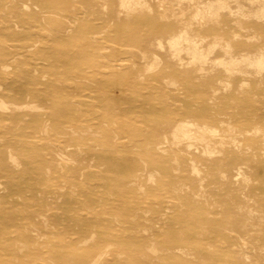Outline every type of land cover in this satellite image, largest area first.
I'll return each mask as SVG.
<instances>
[{
    "label": "rangeland",
    "instance_id": "374dc122",
    "mask_svg": "<svg viewBox=\"0 0 264 264\" xmlns=\"http://www.w3.org/2000/svg\"><path fill=\"white\" fill-rule=\"evenodd\" d=\"M59 1L0 0V264H264V74L218 63L264 50V18L247 0H199L220 10L200 25L188 0ZM189 28L220 43L205 71L165 45ZM187 117L216 150L170 140ZM232 201L263 220L239 226Z\"/></svg>",
    "mask_w": 264,
    "mask_h": 264
},
{
    "label": "bare ground",
    "instance_id": "6f19581e",
    "mask_svg": "<svg viewBox=\"0 0 264 264\" xmlns=\"http://www.w3.org/2000/svg\"><path fill=\"white\" fill-rule=\"evenodd\" d=\"M135 2L136 1V3H134L135 5L136 4H138V5H141V0H121V6H122V8L123 9H125L127 12H129V11H133V10H136V8H138L139 6H137L136 8L135 7H132V5H130L131 4V2ZM189 1V7H191V8H193V9H195V11H194V21H193V23L194 24H196V25H200V24H206L207 22H210V21H213V20H215V18H217L218 16H219V13L218 12H220V10H218V9H221V8H223V7H221V6H218V8L216 9V10H218V11H213V9L210 7V8H208V10L207 11H205L206 10V8H207V6H206V4H205V9L203 8L202 10H200L199 8H200V6L199 7H197V5H198V3H199V0H188ZM246 1V0H245ZM247 1H249L251 4H252V6H254L255 8H254V10H255V12H254V14H253V16L256 18V19H263L264 18V0H247ZM58 2H60L59 0H58ZM215 2H216V0H215ZM217 2H222V1H217ZM164 3H166V8L165 9H173V7L176 5L177 6V8L179 7V8H182V5H181V3H180V0H163L162 1V3H160V7H161V10H162V8H163V5H164ZM225 3V2H224ZM161 4H163V5H161ZM192 4V5H191ZM226 4V3H225ZM224 4V5H225ZM168 5V6H167ZM212 5V4H211ZM218 5H221V4H218ZM22 6V5H21ZM24 6V5H23ZM28 6V5H27ZM25 7V6H24ZM23 8V7H22ZM140 8H142V7H140ZM178 8V9H179ZM199 9V10H198ZM22 10V9H21ZM166 12H167V10H165ZM169 12H171V14L172 15H174V16H176L175 15V13H173V11H170L169 10ZM168 12V13H169ZM181 13L183 14L184 13V10L183 11H181ZM164 14H165V12H164ZM167 14V13H166ZM170 14V13H169ZM120 15V14H119ZM173 16V17H174ZM13 17V16H12ZM119 17V16H118ZM167 16L165 15V17L164 18H166ZM163 18V16L161 17V19ZM178 18L176 17V20H177ZM173 20V19H172ZM168 21V20H167ZM178 21V20H177ZM176 21V22H177ZM121 24V23H120ZM119 24V25H120ZM191 24V23H190ZM93 25V24H92ZM148 26H149V24H147ZM156 25V24H155ZM158 25V24H157ZM212 25V24H211ZM154 25H152L151 27H153ZM189 26V25H188ZM150 27V28H151ZM159 27V26H158ZM161 28V27H160ZM159 28V29H160ZM152 30H153V28H152ZM156 30H158V29H156ZM155 29L153 30L154 32L156 31ZM152 31V32H153ZM136 32V31H135ZM190 32H194L192 29L190 30V28L189 29H184V31H181V32H179V33H169V36H168V38H167V40H166V43H165V45H166V47L170 50V52H171V54H172V56H173V58L177 61V63H179V65L181 66V68H184V64H181V60L179 59V55L181 54V42H187V47H186V50H187V53L190 55L189 57L193 60V62H191L192 64V66L198 71V72H201V71H205V67H204V64H205V62L207 61L206 59H208V58H206L207 56H209V55H211L213 52H214V50H216L215 48H216V45H220V43H218L217 41L216 42H211V43H207L206 44V49H204L206 52H207V55L205 54V53H203L204 52V50H201V48L203 47H198L197 45H196V43H193L192 42V40L194 41V39H189V33ZM133 33H134V31H133ZM135 34V33H134ZM137 34H139V32H137ZM192 34V33H191ZM148 35V34H147ZM90 36V35H89ZM133 36V35H132ZM193 36V35H192ZM195 37H197V39L195 40V42L198 40V41H200V43H201V41H203L205 38H204V36H202V35H194ZM193 36V37H194ZM136 37H138L137 35H136ZM129 38V37H128ZM133 38V37H132ZM131 38V39H132ZM92 40V39H91ZM129 40H130V38H129ZM135 40V39H134ZM97 41V40H96ZM137 41V40H136ZM132 42V41H131ZM134 42V41H133ZM138 42V41H137ZM184 42V43H185ZM199 43V42H198ZM201 44H203V42L201 43ZM158 47H160V48H164V45L161 43V41H159L158 42ZM185 45V44H184ZM183 45V46H184ZM199 45V44H198ZM246 45V44H245ZM248 45V44H247ZM252 45H250V47H251ZM249 47V46H248ZM229 48H230V46L228 45V44H226L225 46H223L222 47V50L225 52V54L229 51ZM106 49V48H105ZM183 49H184V47H183ZM103 50V49H102ZM185 50V49H184ZM184 50H182V51H184ZM186 50H185V52H186ZM101 52V51H100ZM179 52H180V54H179ZM119 53V52H118ZM211 53V54H210ZM101 54V53H100ZM144 54V53H143ZM179 54V55H178ZM182 55V54H181ZM115 56V55H114ZM144 56V55H143ZM145 57V56H144ZM115 58V57H114ZM127 60H129V58L127 59ZM159 61V60H158ZM146 62V61H145ZM117 63H118V61H117ZM183 63V62H182ZM220 65H223L224 66V72H226V73H231L233 70H235L236 72H239V73H241V74H247V75H249V73H251V72H254L255 74H258L259 76H262L263 74H264V50L263 49H259L258 50V52H257V54L256 55H254V56H250V55H248V56H239V57H228V58H226V59H222V60H220L219 62H218ZM239 63H244L245 64V71H243L242 69H239V67L237 66ZM122 64V63H121ZM206 64H207V62H206ZM3 65V64H2ZM114 65V64H113ZM118 66V65H117ZM156 66V65H155ZM186 66V65H185ZM86 68H87V66H85ZM92 67V66H91ZM150 68V67H149ZM244 69V68H243ZM154 72V71H153ZM232 74V73H231ZM84 76V75H83ZM172 81V80H171ZM174 83H175V81H173ZM172 82V83H173ZM247 84V83H246ZM2 103V102H1ZM252 103V102H251ZM4 104V103H3ZM239 104V103H238ZM237 105V104H236ZM4 106V105H3ZM4 108V107H3ZM5 109V108H4ZM7 109V108H6ZM181 114H183V112H180ZM180 113H179V115H180ZM174 115V114H173ZM176 115V114H175ZM178 115V114H177ZM221 115H223V113L221 114ZM204 116V115H203ZM224 116V115H223ZM171 118V117H170ZM174 119V118H173ZM176 119V118H175ZM180 119V118H179ZM136 120V119H135ZM174 121V120H173ZM136 123V122H135ZM183 124L182 125H179L177 128H175L174 130H172L171 131V133H170V140L171 139H173V142H174V140H190V139H194V140H192V142H202L201 143V146L203 147V151H206V153L208 152V150L210 149L211 150V148L210 147H212V146H214V144L216 143V138H215V132H217L218 130L216 129V128H212V127H208V126H199L198 124H196V123H194L192 120H190V117H187L186 118V120L184 121V122H182ZM146 129V128H145ZM155 129V128H154ZM228 130L230 131V128H228ZM251 131H253L254 132V134L256 135V133H257V131L259 130L256 126L255 127H252L251 129H250ZM141 131V130H140ZM264 131H262V133H263ZM217 134H218V132H217ZM183 138V139H182ZM220 139V138H219ZM183 140V141H184ZM237 140V139H236ZM235 140V141H236ZM205 141H207L206 143H204ZM224 141V140H223ZM222 141V143H224L225 144V141L223 142ZM172 142V143H173ZM189 142V141H188ZM220 143V145H221V141L219 142ZM192 144V143H191ZM199 144V143H198ZM249 144V143H248ZM250 144H252V143H250ZM254 144V143H253ZM159 145H161V143H156L155 144V146H159ZM187 145V144H186ZM185 145V146H186ZM189 146H190V144H189ZM162 148V147H161ZM160 147H158L157 149H161ZM225 148V147H224ZM213 149H215V146L212 148V151H213ZM223 149V148H222ZM216 150V149H215ZM214 150V151H215ZM157 151V150H156ZM134 154V153H133ZM208 154H211V152L210 153H208ZM135 155V154H134ZM206 155V154H205ZM220 156V155H219ZM12 158H14V157H11L10 158V160H12ZM14 160V159H13ZM12 160V161H13ZM14 163V162H13ZM197 166V165H196ZM192 169H193V171L194 170H196V168L194 167V164H193V166H192ZM196 171H198V170H196ZM195 171V172H196ZM237 175H239L240 173V171L239 170H237ZM227 172H225V173H222V176H223V178H225L226 176H227V174H226ZM119 181V180H118ZM114 182H111L110 184H113ZM119 183V182H118ZM120 183H121V181H120ZM114 185V184H113ZM119 185H122V183L121 184H119ZM126 185V184H125ZM123 186V185H122ZM110 187V186H109ZM233 202V203H232ZM231 203H230V205H229V208H227L226 209V212H227V214H234L235 216H237V217H239L237 220H236V224H238L239 226H242V227H244L245 228V222H247V221H249V220H254V219H256V220H258V222L260 221V220H263V218H262V216H257L256 214H254V213H257L258 211H255V209H252L251 211H255V212H250L247 208H245L244 206H241L240 204H239V202L237 203V201H232ZM126 206V205H125ZM118 207V206H117ZM121 208H124V203H123V207L122 206H120ZM260 207V209L262 208L261 206H259ZM132 208V207H131ZM118 209V208H117ZM261 211V210H260ZM121 212V211H120ZM123 212V211H122ZM261 213H263L264 214V212H263V210L261 211ZM120 214V213H119ZM121 217V216H120ZM111 218H113V217H111ZM187 218H185V220H186ZM203 219V218H202ZM184 220V221H185ZM196 220V219H195ZM256 220H254V222H256ZM124 221V220H123ZM201 221V220H200ZM233 220H229V218L227 219V226H228V224L229 225H231V222H232ZM192 222V221H191ZM250 222V221H249ZM249 222H247V223H249ZM253 222V221H252ZM257 222V223H258ZM256 223V224H257ZM262 223V221L259 223V224H261ZM133 224V223H132ZM255 224V223H254ZM232 226V225H231ZM251 226L252 225H249V228H251ZM233 227V226H232ZM235 227H237V225H235ZM235 227H233V228H235ZM237 229V228H236ZM246 229V228H245ZM102 232H103V230H101ZM195 231V232H194ZM194 234L196 233V231L197 230H195L194 229ZM106 232H108L107 230H106ZM101 233V232H100ZM193 234V235H194ZM106 235V237H107V234H105ZM113 236V235H112ZM174 236V235H173ZM195 236V235H194ZM93 237V236H92ZM195 239H197L198 237H194ZM114 239V238H113ZM131 239V238H130ZM179 241V240H178ZM129 242V241H128ZM180 242V241H179ZM84 243L86 244V242L84 241ZM140 243V242H139ZM181 243V242H180ZM83 245V244H82ZM172 245V244H171ZM151 247V246H150ZM147 249V248H146ZM75 250V249H74ZM148 250H150L153 254L155 253V251H154V247H153V249H148ZM77 251V250H76ZM98 251H99V253H100V249H98L97 250V253H95V255H98L99 253H98ZM103 251H104V248H103ZM102 251V252H103ZM144 251H146V250H144ZM150 251H148V252H150ZM180 251H182V249L180 250ZM93 252H95V251H93ZM105 252V251H104ZM92 253V252H91ZM186 253V252H185ZM93 255H94V253H92ZM101 254V253H100ZM100 256V255H99ZM98 256V257H99ZM243 257V256H242ZM103 258V257H102ZM117 258H118V256H117ZM200 258L201 259H204L205 258V256L203 257V256H200ZM98 259V258H97ZM105 260V259H104ZM100 261V260H99ZM98 261V262H99ZM155 259L152 257L150 260H149V263L148 264H155ZM117 264H119V262L117 263Z\"/></svg>",
    "mask_w": 264,
    "mask_h": 264
}]
</instances>
